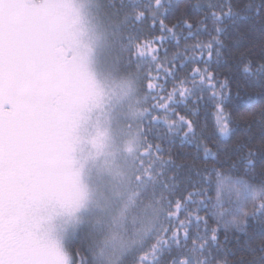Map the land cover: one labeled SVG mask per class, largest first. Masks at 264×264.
<instances>
[{
    "label": "snow or ice",
    "instance_id": "snow-or-ice-1",
    "mask_svg": "<svg viewBox=\"0 0 264 264\" xmlns=\"http://www.w3.org/2000/svg\"><path fill=\"white\" fill-rule=\"evenodd\" d=\"M107 3L119 18L128 64L141 83L145 155L152 158L149 180L157 182L161 208L132 264H232L224 258L230 232L245 237V255L234 264H264V104L240 111V136L230 147L221 144L237 131L228 104L235 101L239 109L251 103L250 87L264 97V0ZM53 5L54 0H0V264H50L40 228L49 202L46 130L69 72L56 56ZM194 15L200 19L192 22ZM169 18L176 19L171 26ZM201 35L207 40H198ZM181 39L197 42L181 50ZM172 40L177 51L169 56L164 45ZM209 107L215 109L212 134L200 118ZM176 137L214 158L203 169L210 176L190 166L200 179L189 176L184 191L176 174L180 166L161 147ZM209 219L216 227H209ZM79 238L70 226L66 244L73 247V264H90L74 247Z\"/></svg>",
    "mask_w": 264,
    "mask_h": 264
},
{
    "label": "rangeland",
    "instance_id": "rangeland-1",
    "mask_svg": "<svg viewBox=\"0 0 264 264\" xmlns=\"http://www.w3.org/2000/svg\"><path fill=\"white\" fill-rule=\"evenodd\" d=\"M95 3L54 0L49 9L56 56L69 69L46 130L44 183L49 202L40 228L50 264H57V253L63 264H73L65 245L70 226L75 229L84 210L109 195L110 185L119 181L112 171L123 170L122 149L113 132L130 98L104 35L99 37ZM63 122L68 129L62 130Z\"/></svg>",
    "mask_w": 264,
    "mask_h": 264
},
{
    "label": "trees",
    "instance_id": "trees-1",
    "mask_svg": "<svg viewBox=\"0 0 264 264\" xmlns=\"http://www.w3.org/2000/svg\"><path fill=\"white\" fill-rule=\"evenodd\" d=\"M206 2L207 0H180L181 4L191 3L193 5L205 4ZM95 12L97 21L101 25L99 37L101 38V34L104 35L102 39L107 42L116 74L119 78L124 79L121 85L128 88L130 99H128L129 104L124 116L119 120V123L115 124L113 132L122 149L120 160L123 170L121 173L112 171L113 177L119 181H115L110 185L109 195H106L104 199H99L92 209L84 210L83 214L79 216L75 230L79 231L80 238L74 247L79 249L80 255L88 259L90 264H132L133 257L143 248L159 222L161 208L157 200L158 189L155 188L157 182L154 179L149 180L150 176L154 177V170L151 166L152 158L145 155L147 146L143 136V124L141 123V115L145 105L141 83L135 68L130 67L128 64V52L123 41V33L116 27L119 18L114 15L113 9L108 6L107 0H96ZM198 19H200V16L194 15L191 21L195 22ZM165 22L171 26L176 22V19L169 18ZM181 32L183 35H187L186 30H180L178 34H181ZM207 38V36L201 35L197 39L207 40ZM197 39H190L187 42L181 39V50L185 43L194 44ZM164 47L169 48V56L177 51L174 40L165 44ZM188 55L198 54L189 53ZM237 75L239 76L240 73L237 72ZM168 87L171 88V84ZM235 91L234 86L233 92L235 93ZM246 91L253 97L251 103L239 109L234 107L235 101L228 104V110L233 113L234 120L237 121V124L234 125L237 131L226 140L221 139L222 145L226 144L230 147L240 136L239 129L243 127L239 117L240 111H250L253 108L258 111L261 104H264V97L258 95L260 91L258 88L250 87ZM241 95H244L243 91ZM200 118L206 123L209 134L214 133L215 109L209 107L202 111ZM111 125H113V122ZM62 127V130L69 128L65 125V122H63ZM215 135L218 138V133ZM209 146H213L211 141ZM161 147L168 148L175 164L180 166L176 169V174L182 181L179 185L181 191L188 187L189 176L192 181L200 179L195 175V172H190V166L199 170L205 177L211 175V173H204L203 169L205 167L210 168L214 163V158L205 156L202 149L198 151L193 144L182 142L179 137L174 139L173 144L162 143ZM213 151L215 152L216 148H213ZM164 158L168 159V156L165 155ZM221 158H223L222 154ZM172 174L171 171H168L169 176ZM202 186L204 188L208 187L207 184ZM201 215H204V213L202 212ZM209 227H216L215 222L211 219H209ZM228 236L227 251L224 252V258L234 264L235 260L245 255L242 249L245 237L244 234L239 232H230ZM220 239L222 242L224 241L223 231L220 234ZM65 245L73 259V247H69L66 243Z\"/></svg>",
    "mask_w": 264,
    "mask_h": 264
}]
</instances>
